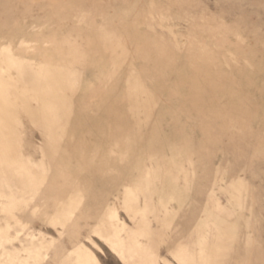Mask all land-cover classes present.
Returning a JSON list of instances; mask_svg holds the SVG:
<instances>
[{
    "label": "rangeland",
    "instance_id": "rangeland-1",
    "mask_svg": "<svg viewBox=\"0 0 264 264\" xmlns=\"http://www.w3.org/2000/svg\"><path fill=\"white\" fill-rule=\"evenodd\" d=\"M0 264H264V0H0Z\"/></svg>",
    "mask_w": 264,
    "mask_h": 264
}]
</instances>
